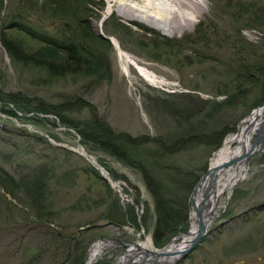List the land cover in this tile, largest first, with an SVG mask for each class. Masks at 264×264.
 Returning a JSON list of instances; mask_svg holds the SVG:
<instances>
[{
  "label": "rangeland",
  "instance_id": "rangeland-1",
  "mask_svg": "<svg viewBox=\"0 0 264 264\" xmlns=\"http://www.w3.org/2000/svg\"><path fill=\"white\" fill-rule=\"evenodd\" d=\"M86 1L89 3L82 11L75 0H3L0 26L12 20L25 24L26 32L14 33L23 40L24 47L55 60L56 51L44 47L43 41H31L28 33L60 42L71 38L85 49L87 58L101 67L92 76L80 72L54 78L42 69L13 62L0 43V171L18 181L46 167L53 170L48 193L52 205L46 203L52 222L46 226L58 233L51 240L44 235V225L33 223L36 208L26 188L17 190L14 182L0 183V264H74L79 254L74 251L79 244L77 230L111 220L105 218L109 213L123 220L117 222L121 225L118 229L93 231L85 258L97 239L111 241L95 264H111L133 242L143 240L144 234L150 236L156 248H163L188 230L190 211L186 230L156 246L152 238L154 199L141 171L119 161L98 143L85 142L74 127H69L71 131L61 130L55 122L58 116L43 110L72 101L68 115L76 126L94 110L113 131L132 138L144 135L160 139L157 142L165 146L188 134L191 126L206 132L211 128L218 132L230 130L214 151L197 158L201 178L224 138L264 102L260 86L246 87V91L241 85L236 88L234 81L240 61L250 63L264 55V0H206L204 12L194 23L175 33L152 27L145 18L125 19L103 0ZM75 12L83 14L80 20L84 19L87 27L72 23L66 29L65 20ZM256 14L257 22H253ZM111 38L144 65L155 81L145 79L134 66L124 65ZM236 80L241 82L240 78ZM230 95L229 106H208V101L221 103ZM75 99H81L89 108H82L78 101L73 102ZM181 107L191 108L194 116L186 120L171 114L172 108ZM199 114L207 118L203 127L196 116ZM172 115L181 119L180 124ZM76 145L99 162L123 194L104 181L86 158L71 150ZM194 149L200 148L186 149L184 159L170 155V161L190 164L192 156L196 157ZM222 205L199 243L174 264H264V146L251 157L248 177L234 187ZM79 236L84 243L90 237ZM40 247L45 252L34 262Z\"/></svg>",
  "mask_w": 264,
  "mask_h": 264
},
{
  "label": "trees",
  "instance_id": "trees-1",
  "mask_svg": "<svg viewBox=\"0 0 264 264\" xmlns=\"http://www.w3.org/2000/svg\"><path fill=\"white\" fill-rule=\"evenodd\" d=\"M3 3V0H0V17L3 11ZM79 3H82L79 5L83 8L81 10L85 11V1L82 2L81 0ZM258 13L259 12H257V14ZM71 15V20H65V24L67 26L66 29L71 27L72 23L77 24L79 27H87L84 23L86 21L84 19L80 20L83 14L75 12ZM257 17L258 15L253 18L252 21L254 22ZM24 28L28 29V27L21 25L19 22L16 23L14 20L8 23H3L0 26V43L13 62L21 63L23 66H32L34 68L42 69L45 74L54 78L67 74H81L80 72H82L83 75L89 76L98 73L101 64L87 58L84 54L85 49L71 38L63 39L60 42L44 35H37L36 32L35 34H31V32L28 33L30 34L31 41H43L45 45L44 47H48L56 51V57L54 54H50L54 56L55 60L50 59L49 56H45V54L38 53L37 50L34 52L33 50H30V48L24 47L23 40L14 35V33L21 34L22 31H24ZM26 31L27 30L24 32ZM93 37L96 38L94 35ZM96 39L101 43L105 42L99 38ZM106 42L110 45L108 40H106ZM236 78H240L241 82H237ZM234 79V81L238 84L236 88L241 85L246 91V87L260 86L262 94L261 97L264 98V55L261 54L257 56L255 59L251 60L250 63H248L247 60L245 62L240 61V68L235 71ZM232 97L233 95L225 97L221 103H216L214 100L212 102L208 101V106L211 107L213 104H226V106H229L230 104L227 102H230ZM76 101H78L79 105H82V108H89L87 105L83 104L84 102H81V99L73 100V102ZM69 102L72 101L60 102L53 105V108H48L43 111L56 114L62 125L74 127L85 142L98 143L99 147H101L104 151L111 153V155L118 158L119 161H122L141 171L143 181L154 199L156 215L155 227L152 233L154 244L159 246L162 242H166L176 232L185 230L187 228L188 219V196L200 177V173L197 174V170L200 167L198 159L200 160L202 155H205L206 153L208 155L211 151H214L220 145L223 137L230 130L221 129L218 132L211 128L209 132H206L204 130H200L197 126H191L188 134L184 135V137H177L171 142L172 146L170 144L165 146L157 142V140L159 141L160 139L150 138L144 135L132 138L128 134L115 132L105 123L103 119L95 114L94 110L90 109V114L86 120H83L81 124L76 126L77 122H74L72 117L68 115V112H72ZM36 108L41 110L43 107L36 106ZM170 111L171 114H178L181 119L187 120L188 117L194 116V111H192L191 108L188 109V107H181L179 110H177V108H172ZM174 115H172L175 119L174 121L180 124L181 119ZM196 116L200 123H202H199L200 126L203 127V122H205L207 118L204 117L203 114ZM193 148L200 149H194L196 157L192 156L190 164L184 163L179 165L175 158V163L170 161V155H175L180 159H184L187 155L186 149ZM200 150L201 153L199 152ZM199 153L200 157H198ZM140 157H142L141 160ZM202 169H205V167ZM53 174V170L46 167L40 171L30 173V175L28 174L18 181H14L8 173H1L0 171V183L4 184L5 181L9 183L14 182L13 185H16L17 190L23 187L28 190L31 204L36 208L33 223H37L42 226L44 225L46 228L44 235L50 236L51 240L54 238L55 234L56 236L58 234L53 229L47 228L48 226H46V223L48 224L52 222V212L46 207V203L52 205V202L48 200V193L51 192V180L53 179ZM112 207L115 210L118 209L115 203L112 204ZM105 218L120 223L123 220L118 219L116 216H112L111 213L106 214ZM134 219L135 216L131 210V221H134ZM93 231L95 230L88 229L79 234L84 236L90 235L85 243L81 240V237L77 235L79 237V244L74 247V251H79V254L76 257L74 264H83L86 248L94 238L93 233L95 232ZM60 236H63V234ZM77 236L74 239H76ZM44 252L45 249L40 247L37 256L33 258L35 260L34 262L40 260L42 253Z\"/></svg>",
  "mask_w": 264,
  "mask_h": 264
},
{
  "label": "bare ground",
  "instance_id": "bare-ground-1",
  "mask_svg": "<svg viewBox=\"0 0 264 264\" xmlns=\"http://www.w3.org/2000/svg\"><path fill=\"white\" fill-rule=\"evenodd\" d=\"M89 3L86 0L82 2ZM108 8L115 9L125 19L145 18L152 27H159L170 33L180 32L190 27L195 19L205 10L206 0H103ZM81 0H75V5ZM102 1H99V3ZM82 4V3H81ZM80 4V5H81ZM98 15V14H97ZM117 16V15H116ZM116 46L118 56L124 65L134 66L147 80L155 79L149 70L136 61L129 53L122 50L115 38H111ZM264 146V106L253 109L241 122L238 128L228 134L221 146L213 153L206 175L196 187L193 205L189 212L188 230L177 235L167 246L156 248L149 235L135 242L127 249V254L119 257L113 264H127L131 259L138 262L141 254L159 253L158 262L154 264H172L184 248L194 239L198 225V210L205 222V231L219 215V208L227 202L234 187L248 177L249 162ZM86 154L84 150H80ZM92 159L95 160L94 157ZM94 163V162H93ZM119 190V185L110 180ZM111 245V241L96 240L90 246L84 264H95L103 251ZM139 251V255L137 252ZM162 252V254H161ZM136 256V257H133ZM153 258V257H152Z\"/></svg>",
  "mask_w": 264,
  "mask_h": 264
},
{
  "label": "water",
  "instance_id": "water-1",
  "mask_svg": "<svg viewBox=\"0 0 264 264\" xmlns=\"http://www.w3.org/2000/svg\"><path fill=\"white\" fill-rule=\"evenodd\" d=\"M104 36V35H103ZM264 106V102L261 104V105H259L258 107H256V108H259V107H263ZM255 109V108H254ZM87 157L88 158H91V156L90 155H87ZM93 161V160H92ZM94 162V165L95 166H97L98 168H100V170H102L101 168L102 167H100V165L98 164V163H95V161H93ZM206 173H207V171H206ZM206 173H204L202 176H201V178L199 179V181L196 183V185L194 186V188H193V190H192V192H191V194H190V197H189V199H188V208H189V211H190V209H191V207H192V205H193V202H194V197H195V193H196V187H197V185H199V182L202 180V178L206 175ZM105 177V176H104ZM197 225H198V229H197V233H196V235H195V237H194V239L191 241V243L186 247V248H184L183 250H182V252L179 254V256L175 259V261L172 263V264H174L175 262H177L178 260H180V259H182L190 250H192L195 246H196V244L197 243H199V241L201 240V238L206 234V231H205V228H204V226H205V222H204V219L202 218V214H201V211L200 210H198V220H197ZM108 226H114V227H117V228H120L121 227V225H119V224H117V223H115V222H113V221H111V220H108V221H106V222H103V223H94V224H92V225H90V226H88L87 228H90V229H96V228H104V227H108ZM83 228H80L79 230H78V232H81V230H82ZM187 232V230L184 232V233H186ZM184 233H179L178 235H180V234H184ZM175 238V237H174ZM173 238V239H174ZM173 239H171V241L173 240ZM171 241H169L165 246H167ZM133 244V243H132ZM124 254H127V252H124L122 255H120L119 257H121V256H123ZM137 254L139 255V253L137 252ZM161 254H162V252H161ZM159 256H160V254L159 253H157V254H155V253H153V254H151L150 252H147V253H145V255L141 258V260L140 261H138V262H135L134 260H129L128 262H127V264H154V263H156V262H158V258H159ZM118 257V258H119ZM133 257H136V256H133ZM153 257V258H152ZM118 258H116L111 264H113Z\"/></svg>",
  "mask_w": 264,
  "mask_h": 264
}]
</instances>
